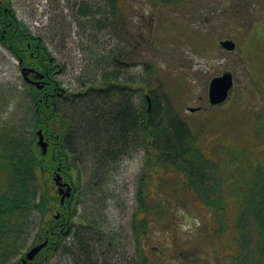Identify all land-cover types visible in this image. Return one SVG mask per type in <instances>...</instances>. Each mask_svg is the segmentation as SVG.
I'll return each mask as SVG.
<instances>
[{
	"label": "rangeland",
	"instance_id": "1",
	"mask_svg": "<svg viewBox=\"0 0 264 264\" xmlns=\"http://www.w3.org/2000/svg\"><path fill=\"white\" fill-rule=\"evenodd\" d=\"M10 1L18 19L34 35L42 37L63 66L56 76L63 88L73 92L86 89L84 82L87 85L90 79L99 81L114 57L131 64L140 61L118 68L134 85L145 77V65L151 64L161 77L174 83L167 86L176 107L199 132L204 147L232 140L264 160V0H243L242 4L240 0H189L179 8H165L153 0H117L116 22L106 17L110 9L104 0ZM84 4L91 13L84 14ZM103 6L104 17L97 12ZM251 11L258 13L253 26L249 24ZM101 23L106 25L100 26ZM226 39L236 43L235 51L220 47V41ZM224 72L233 74L235 86L228 99L212 109L208 85L214 76ZM28 90L18 60L0 45V122L23 131L30 129ZM132 96L135 99L136 91H132ZM189 108L198 109L190 112ZM79 109L82 119H90L85 108ZM92 151L88 144L80 143L77 148L81 188L83 194L85 189L88 192L78 203L76 220L87 221L98 213L102 230L109 237L117 235L112 241L124 253V264L139 256L138 247L144 248L145 257L149 253L148 264L225 262L202 230L214 215L206 214L197 205L180 176L160 172L165 178L156 182L148 152L143 148L132 150L117 161H106L100 170L95 168ZM105 170H109L107 174ZM146 174V211L141 216L148 224L140 239L134 231L140 225L134 213L140 210L138 189ZM101 180L105 181L104 187L99 184ZM102 187L101 194H93ZM148 193H152V201ZM153 197L160 202L155 203ZM226 251H232L230 245ZM51 262L72 264V259L60 253Z\"/></svg>",
	"mask_w": 264,
	"mask_h": 264
},
{
	"label": "trees",
	"instance_id": "2",
	"mask_svg": "<svg viewBox=\"0 0 264 264\" xmlns=\"http://www.w3.org/2000/svg\"><path fill=\"white\" fill-rule=\"evenodd\" d=\"M153 1L165 8H179L189 0ZM104 2L110 9L106 17L116 22L117 0ZM83 7L84 14L92 12L86 4ZM97 12L104 17L106 7ZM248 14L253 26L258 13ZM0 45L17 60L22 59L25 66L43 72L52 68V81L44 89L28 86L29 132L0 122V264H24L26 253L44 242L47 244L36 257L25 264H51L60 253L69 256L72 264H124V253L112 241L117 235L109 237L102 230L98 213L87 221L76 220L78 203L88 192L85 189L83 194L80 182V143L92 147L98 170L106 161L111 163L132 150L145 149L156 182L165 178L164 172L180 176L197 205L214 215L202 230L215 243L218 256L225 259L222 264H264V160L232 140L204 147L199 132L176 107L169 90L174 83L161 77L157 67L146 64L145 77L134 85L118 69L131 63L114 57L99 81L84 82L86 89L81 92L65 89L56 79L63 66L41 37L18 19L10 0H0ZM102 106L107 108H96ZM84 108L90 119H82L77 113ZM40 130L47 143L46 152L38 143ZM57 173L73 186L64 203L55 181ZM147 177L142 176L140 210L134 213V219L140 221L134 227L140 239L148 224L141 216L146 211L143 187ZM99 184L104 187L105 181ZM103 187L93 194H101ZM148 198L152 201V193ZM229 245L231 252L226 251ZM142 248L138 247L137 258L125 264H148L149 253L145 249V257Z\"/></svg>",
	"mask_w": 264,
	"mask_h": 264
},
{
	"label": "water",
	"instance_id": "3",
	"mask_svg": "<svg viewBox=\"0 0 264 264\" xmlns=\"http://www.w3.org/2000/svg\"><path fill=\"white\" fill-rule=\"evenodd\" d=\"M220 46L227 50V51H234L236 49V44L232 40H222L220 41ZM34 70V69H30ZM25 69L23 70V72ZM43 75H41V78ZM28 79V78H27ZM35 85L39 86V82H33ZM234 86V78L231 73L225 72L219 76H215L211 79L208 85V99L211 105H218L223 103L227 98ZM39 88H42V86H39ZM197 108H189V111L195 112ZM40 135V145L44 148V152L46 151V143L43 140L42 132L39 131ZM56 184L61 187L60 193L63 194L62 196V203H64V200L66 197L71 196V190L72 186L68 185L67 183L62 182V176L60 173L57 174V177L55 179ZM66 187V189H64ZM57 218L60 217V213L56 215ZM47 244V242H44L42 244L36 245L33 248H31L24 259H22L23 263H26L28 260H33L35 256L40 252V250Z\"/></svg>",
	"mask_w": 264,
	"mask_h": 264
},
{
	"label": "flooded vegetation",
	"instance_id": "4",
	"mask_svg": "<svg viewBox=\"0 0 264 264\" xmlns=\"http://www.w3.org/2000/svg\"><path fill=\"white\" fill-rule=\"evenodd\" d=\"M41 39H42V37H41ZM19 67H20L21 75H22L25 83L28 86L33 85L32 83H30L28 81L40 82L39 86H42V89H44V87L49 85L51 83V81H52V75L50 74V71H52V68L45 69V71L43 72V71H40L37 68L30 67V66H25V65L22 64V62H20ZM24 69H25V71L23 72ZM30 69H34V71H32ZM41 75H43L42 78H41ZM26 80H28V81H26Z\"/></svg>",
	"mask_w": 264,
	"mask_h": 264
},
{
	"label": "clouds",
	"instance_id": "5",
	"mask_svg": "<svg viewBox=\"0 0 264 264\" xmlns=\"http://www.w3.org/2000/svg\"><path fill=\"white\" fill-rule=\"evenodd\" d=\"M196 223H197V226H199V221L198 220L196 221ZM182 227L184 228V230H187L185 226H182Z\"/></svg>",
	"mask_w": 264,
	"mask_h": 264
}]
</instances>
